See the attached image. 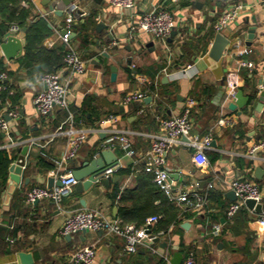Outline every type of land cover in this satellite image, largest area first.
<instances>
[{"label":"crops","instance_id":"crops-1","mask_svg":"<svg viewBox=\"0 0 264 264\" xmlns=\"http://www.w3.org/2000/svg\"><path fill=\"white\" fill-rule=\"evenodd\" d=\"M235 4L244 6L221 33L229 43L222 57L215 60L210 56L217 34L213 24ZM51 5L62 12L56 13ZM73 5L82 16L74 27L72 43L87 70L76 75L65 66L58 68L61 82L70 91L68 108H55L50 115L41 116L33 100L44 88L42 75L21 61L25 32L31 25L46 26L49 31L41 47L60 52V29ZM161 7L174 19L175 34L164 41L143 32L137 24L142 13ZM12 22L22 23L14 36L21 39L23 52L7 59L0 47L3 68L10 75L7 80L17 97L13 105L1 104L0 113L9 120L10 130L0 134V152L9 153L10 165L24 146L28 152L20 183L11 182L9 168L6 180L0 178V264H22L21 251L32 255L31 264H67L74 252L85 246L96 249L93 264H171L175 252H181L183 258L192 252L197 264H264V224L260 222L264 216V151L254 158L248 154L253 144L264 140V103L258 106L257 97L262 89L258 81L264 78V0H136L135 7L126 10L114 7L110 0H73L69 5L63 0H0V25ZM252 27L253 37L248 38ZM7 36L0 34V46ZM240 38L250 50L242 56L234 47ZM240 59L251 61L252 67L240 65ZM112 67L116 68L115 81L111 80ZM40 69L46 70L44 66ZM236 70L238 89L251 99L244 107L232 109L230 104L235 100L227 95L226 75ZM133 93H141L143 98L126 102ZM189 99L194 101L189 106L191 136L211 135L212 147L205 152L206 162L198 164L190 147L173 145L167 166L175 193H204L207 184L214 183L199 214L173 205L161 191L163 198H158L152 174L144 171L150 135L158 130L159 119L180 114ZM9 111L15 116L8 115ZM70 114L76 126L86 128H98L110 114L116 120L91 133L75 158L58 165L56 161L67 149V137L55 133ZM223 115L231 117L233 123L220 126L217 119ZM116 135H127L134 150L132 156L126 155L118 141L110 149L117 153L120 165L110 177L117 175L118 180L108 186L95 182L79 194H73L75 184L59 202L25 200L32 187L58 186L59 174L73 175L74 170L99 156L105 149L103 143ZM40 157L55 163L56 168L41 164ZM49 177L54 178L52 186ZM235 178H246L259 186L262 213L245 205L235 216L226 215L225 209L233 201L230 183ZM164 206L170 216L176 208L193 215L182 214L178 225H167L165 218H160L152 226L153 234L163 232L159 240L139 246L135 253L124 251L122 237L100 230L60 233L66 217L77 210L101 209L108 217L138 227L152 215L150 208ZM183 223L188 226L183 227ZM214 225L219 226L217 234ZM163 255L169 261H163Z\"/></svg>","mask_w":264,"mask_h":264},{"label":"built area","instance_id":"built-area-1","mask_svg":"<svg viewBox=\"0 0 264 264\" xmlns=\"http://www.w3.org/2000/svg\"><path fill=\"white\" fill-rule=\"evenodd\" d=\"M111 4L120 9H132L136 5V0H110ZM242 4H235L227 11L222 13L214 22L213 28L217 33H222L231 23L237 18L239 10L243 7ZM82 16L77 12L76 5H73L65 17V22L60 29V40L65 46V54L63 57L64 66L70 70L72 74H83L87 70L86 62L81 58L76 48L72 43V35L74 27L78 19ZM138 27L145 33L159 40H166L174 28V19L172 14L165 8H155L141 14L138 20ZM20 25L16 22L9 24L7 35H16L20 32ZM235 52L242 56L248 54L250 50L244 45L243 40L237 39L234 43ZM239 64L251 68V61L240 59ZM190 68L188 65L182 68V73H185ZM8 78L6 72H0V91L6 89L4 81ZM41 81L44 88L38 91L34 97V106L36 111L41 116H48L55 108L67 109L69 104V88L61 82L60 74L56 72H47L41 76ZM227 95L230 99L235 100V94L238 90L237 70L230 71L226 75L225 85ZM12 93V90L9 91ZM142 99L141 93H133L128 96L125 101L131 99ZM1 102V99H0ZM194 103L193 99L188 100V106L178 115L159 119L158 130L151 134V147L147 153L144 171L151 173L153 181L158 189L163 192L169 202L180 208H189L195 214L203 211L207 202V194L214 187L213 182H209L204 193H199L196 190L183 191L175 193L173 185L169 179L170 171L167 166V155L173 145L184 144L190 147L193 151V160L198 164L206 162L205 152L212 147L213 138L211 135H205L202 138L191 136L192 120L190 116V105ZM8 105V104H7ZM10 116H15L14 112L7 113ZM116 117L112 114L100 121L98 128L79 127L74 124L73 115L70 114L67 122L59 126L56 135L63 134L67 137V149L60 160L56 163L61 165L76 157L78 149L84 143L88 136L98 130H101L104 125L115 121ZM220 126L230 125L233 123L232 118L228 116H220L217 119ZM10 130V122L5 118L3 113H0V134L8 133ZM115 141H118L121 149L126 155L132 156L134 150L132 141L127 135H116L107 139L102 147L105 149H114ZM259 151H264V140L253 144L248 151L250 157H256ZM120 165L115 164L107 168L104 176L114 174ZM58 180L61 186L53 188L35 186L27 190L25 200L28 203H35L43 199H51L59 202L61 196L77 183L76 178L70 174L58 175ZM230 186L235 193V200L230 202L225 209L228 217L235 216L246 204L247 199H252L255 202H261L262 193L259 186L252 180L246 178H235L231 181ZM160 219L159 215H151L146 217L141 226L133 224H124L117 218H111L105 215L101 209H81L74 211L68 215L60 229L62 235H70L72 233L86 230H100L107 235H116L124 239V251L126 253H135L139 246L148 244L153 241L158 235L153 234L152 226ZM264 224V216L260 219ZM214 233L219 232V226L214 225ZM96 249L92 246H85L77 249L70 261L67 264H93L96 259ZM163 261H169L167 255L162 256ZM181 264H197L195 255L188 253Z\"/></svg>","mask_w":264,"mask_h":264},{"label":"water","instance_id":"water-1","mask_svg":"<svg viewBox=\"0 0 264 264\" xmlns=\"http://www.w3.org/2000/svg\"><path fill=\"white\" fill-rule=\"evenodd\" d=\"M73 0H63V2L66 5H69ZM50 9L54 10L56 13L57 12H62V11H57L53 8V6H50ZM174 31L171 32V36H174ZM254 34V28H250L248 30V38H252ZM229 40L221 33H217L215 35L214 41L212 43L211 49H210V56L218 60L222 57L224 50L226 46L228 45ZM1 50L4 54V56L7 59H12L16 58L22 55L23 52V44L22 41L19 37H16L14 35H8L5 40L1 43ZM116 79V68L112 67L111 68V80L115 81ZM259 85H261V91L258 93V106H262L264 103V78L260 79L258 81ZM253 94L255 96L257 93ZM252 96V97H253ZM251 99V95H244L243 90L238 89L235 94V102L230 104V108L235 109L236 107H244ZM28 152V147L24 146L21 149V155H19L10 165L9 167V178L11 182L14 183H20L21 182V171L22 167L25 165L26 162V157L25 155ZM118 161V155L116 152L110 150V149H103L100 152V155L93 158L90 162H86L83 166V168L76 169L73 171V176L76 178L77 183L75 185V189L73 194H79L84 192L85 190H88L89 187L95 183V182H100L106 186L109 185V183L112 180H118L119 176L115 175L114 178L112 179L110 176H104L103 172L111 167L117 164ZM259 171V170H258ZM256 172V174L258 173ZM48 183L49 186H52L55 181L53 177L48 178ZM56 185L61 186L60 181H56ZM232 200L234 201L236 196L234 191L231 193ZM36 203V202H35ZM83 203V201H82ZM245 204L247 207L254 209L255 212L257 213H262L263 212V204L260 202H255L252 199H247L245 201ZM183 227H187L188 223H183ZM159 240L158 237L153 238V242H157ZM21 263L22 264H31L33 262L32 255L27 252H19L18 253ZM183 259V254L181 252H175L173 254V258L171 259V264H181V261Z\"/></svg>","mask_w":264,"mask_h":264},{"label":"trees","instance_id":"trees-1","mask_svg":"<svg viewBox=\"0 0 264 264\" xmlns=\"http://www.w3.org/2000/svg\"><path fill=\"white\" fill-rule=\"evenodd\" d=\"M17 23V22H16ZM18 24L21 26L22 23L18 22ZM9 27L8 25H0V34H5L7 32V29ZM48 31L46 26L42 25H31L27 27L26 32H25V54L22 57L21 61L23 63H26L28 65H31L32 70L34 71H39L41 75L47 73V72H56L58 68L61 66H64L63 62V57L65 54V47L62 45L61 48L58 50L60 52H57L55 50H45L43 47H41V41L45 35L48 34ZM41 66H44L46 70L40 69ZM0 72H6V70L3 68L2 65V60L0 59ZM7 73V76L9 77V73ZM6 85V89L2 93V97H0L1 102H0V108H2V105L5 106L6 102L10 103L13 105L16 102V95L14 93H10L9 91L12 89V87L9 85V81L6 79L4 81ZM2 104V105H1ZM10 108V107H9ZM41 164L44 166L50 168V169H55L56 164L53 162L46 161L44 158L40 157L39 158ZM12 159L9 155L8 152L5 150H2L0 152V178L2 180H6L7 178V173H8V168L11 163ZM156 188V196L158 198H163L160 195V190L158 189L157 186ZM176 211L174 214L169 215V208L166 206L164 207H152L150 208V214L154 215H159L160 218L164 217V223L167 225L172 222L173 224H179L181 221L182 214L185 216H191L193 213L186 211L185 213L178 208L175 209ZM182 213H179V212ZM146 219V218H145ZM144 219V220H145ZM144 223V221H143ZM142 223V224H143Z\"/></svg>","mask_w":264,"mask_h":264}]
</instances>
